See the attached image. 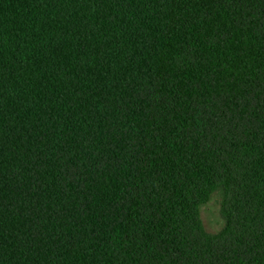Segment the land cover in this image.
Listing matches in <instances>:
<instances>
[{
    "label": "trees",
    "instance_id": "trees-1",
    "mask_svg": "<svg viewBox=\"0 0 264 264\" xmlns=\"http://www.w3.org/2000/svg\"><path fill=\"white\" fill-rule=\"evenodd\" d=\"M0 264H264V0H0Z\"/></svg>",
    "mask_w": 264,
    "mask_h": 264
},
{
    "label": "rangeland",
    "instance_id": "rangeland-1",
    "mask_svg": "<svg viewBox=\"0 0 264 264\" xmlns=\"http://www.w3.org/2000/svg\"><path fill=\"white\" fill-rule=\"evenodd\" d=\"M221 197L213 193L210 199L200 208V218L207 232L215 233L222 229L223 219L220 214Z\"/></svg>",
    "mask_w": 264,
    "mask_h": 264
}]
</instances>
